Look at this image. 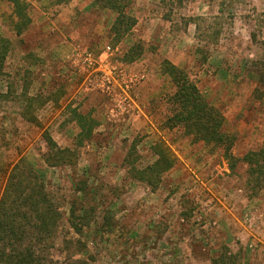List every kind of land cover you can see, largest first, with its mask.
I'll use <instances>...</instances> for the list:
<instances>
[{"label":"rangeland","instance_id":"obj_1","mask_svg":"<svg viewBox=\"0 0 264 264\" xmlns=\"http://www.w3.org/2000/svg\"><path fill=\"white\" fill-rule=\"evenodd\" d=\"M22 1L31 22L17 35L13 4L0 0V37L11 41L0 76V196L18 160L37 169L62 213L45 234L46 260L214 264L228 248L237 264H264V181L254 187L243 162L232 170L218 149L167 126L175 86L162 72L165 59L188 72L224 114L236 156L264 145V0H130L137 21L119 40L110 32L116 13L95 0ZM107 46L111 63L139 79L125 112L73 56ZM132 51L139 56L129 61ZM25 96L35 98L26 110ZM44 130L75 150V164L45 161ZM160 140L176 163L152 189L124 158L131 151L144 167ZM72 206L89 219L81 233L68 222Z\"/></svg>","mask_w":264,"mask_h":264},{"label":"trees","instance_id":"obj_2","mask_svg":"<svg viewBox=\"0 0 264 264\" xmlns=\"http://www.w3.org/2000/svg\"><path fill=\"white\" fill-rule=\"evenodd\" d=\"M95 1L100 7L116 13L110 32L117 40L133 28L137 19L128 10L130 0ZM11 2L12 14L17 16V19L12 16L14 29L17 35H21L31 22L26 12L27 4L22 0ZM252 38H256L254 33ZM10 45L11 41L8 38L0 37V76L4 73ZM136 54L134 51L129 53L128 60L136 59L139 56ZM162 72L169 75L175 86V91L169 98L172 114L166 120L167 126L182 127L185 134L191 136L194 142L203 141L218 149L232 170L240 161L243 162L247 166L249 182H253L254 187L260 186L264 181V145L250 149L240 157L236 156L233 151L235 138L224 128V114L203 95L188 72L168 59L162 62ZM25 97L28 101L26 110L35 98ZM23 115L29 121L40 125L36 116H30L27 112ZM78 118L82 126L81 132L91 136L93 125L86 128L84 124L88 118L81 115H78ZM42 135L48 147L44 159L50 166L76 163L77 154L74 149L59 146L48 130H44ZM135 145L132 146L134 150ZM152 148L156 156L153 162L139 168L135 165L130 151L124 158V165L129 166L127 171L131 177L156 189L163 173L175 165L176 158L170 147L162 140L155 142ZM80 188L84 189L82 186ZM85 216L77 214V210L73 206L70 207L68 222L75 232L81 233L84 225L89 222ZM61 217L59 206L46 189L37 169L23 158L18 160L11 168L0 196V264H96L94 260L80 258L60 262L46 260L43 254L45 234L56 228ZM227 250L229 254L215 258L213 263L237 264L239 255L231 253L228 248Z\"/></svg>","mask_w":264,"mask_h":264},{"label":"built area","instance_id":"obj_3","mask_svg":"<svg viewBox=\"0 0 264 264\" xmlns=\"http://www.w3.org/2000/svg\"><path fill=\"white\" fill-rule=\"evenodd\" d=\"M110 49L111 46H107L100 56H96L89 49L82 52L76 50L73 56L75 61L82 64L83 69L95 73L94 80L91 79L92 86L110 95L115 100L116 107L121 112H125L132 101L129 90L137 84L139 79L137 76L125 72L118 64L111 63L108 56ZM118 85H120L121 91L116 93Z\"/></svg>","mask_w":264,"mask_h":264}]
</instances>
